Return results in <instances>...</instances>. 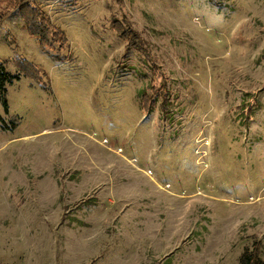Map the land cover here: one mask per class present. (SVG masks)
I'll use <instances>...</instances> for the list:
<instances>
[{
    "label": "rangeland",
    "instance_id": "1",
    "mask_svg": "<svg viewBox=\"0 0 264 264\" xmlns=\"http://www.w3.org/2000/svg\"><path fill=\"white\" fill-rule=\"evenodd\" d=\"M29 3L66 41L0 0V264L264 259V0Z\"/></svg>",
    "mask_w": 264,
    "mask_h": 264
},
{
    "label": "trees",
    "instance_id": "2",
    "mask_svg": "<svg viewBox=\"0 0 264 264\" xmlns=\"http://www.w3.org/2000/svg\"><path fill=\"white\" fill-rule=\"evenodd\" d=\"M4 1L6 2L7 6L6 10L14 7L18 8L21 17L25 21L27 32L29 33V35L35 37L39 41L41 47H52L53 44L56 43V41H59L60 44H63L66 41L64 33L59 29L53 27L48 17L38 7L30 4L29 0ZM5 15V11H0V22L2 21V19H4ZM116 31L122 37L128 36V33L123 32V29L118 30L117 27ZM132 34H130L128 38H131ZM30 68L31 72L35 75V78L41 81L40 77L45 74L44 71L35 68L33 65H31ZM20 74L21 73L19 71L12 73L6 70L4 63L0 62V102L5 112H8V101L6 97L7 86L12 84L14 81H18L20 79ZM142 99L145 101L146 97L143 96ZM0 124L5 130H14L16 127V122L14 120L5 122L1 116ZM261 248V242L258 239L253 240L250 247L243 248L238 258V264H264V259L261 256Z\"/></svg>",
    "mask_w": 264,
    "mask_h": 264
}]
</instances>
